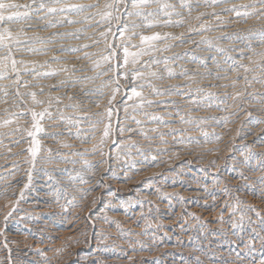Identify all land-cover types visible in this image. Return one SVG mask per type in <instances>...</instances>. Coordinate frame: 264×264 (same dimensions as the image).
Listing matches in <instances>:
<instances>
[{
    "label": "bare ground",
    "instance_id": "6f19581e",
    "mask_svg": "<svg viewBox=\"0 0 264 264\" xmlns=\"http://www.w3.org/2000/svg\"><path fill=\"white\" fill-rule=\"evenodd\" d=\"M70 2L76 3V4H84V5L92 4V3H99L102 6L105 3V0H99V2H97V0H70ZM249 3L250 2H248L246 0H226L225 3H221L218 5H211V2H210L209 6H207L209 8L206 9L205 8L206 6H205L203 9V12L208 13V16H210V21H212V23L219 24L225 18H227V20L229 19L232 21L236 17L235 13L224 11V9L231 8L234 5L240 9L241 5H248ZM256 3H259V0L253 2L252 4H256ZM258 5L255 6V9L260 10V9L264 8V5H259V6ZM199 8H200V6H199ZM95 10L94 9H86L82 13V17L89 16L90 14L94 13ZM212 12H216L219 15L220 19L217 20L215 17H213L211 15ZM43 14H44L43 12L40 13V15H43ZM194 14L196 15V12H194ZM53 17L56 20L61 19L60 16H53ZM78 17H80V16H78V15H72L71 16L72 19H77ZM80 19H82V18H80ZM80 19H79V21H80ZM261 19H263V18H261ZM33 20H34V22H36L35 20H37V19L35 16H33ZM193 21H194V19H193ZM249 21H251V20L249 19ZM32 22H30V23H32ZM205 22H207V21H203L204 24H205ZM25 23L27 24V22H25ZM42 24H44V23L42 22ZM237 24H238V22H237ZM35 25H37V24H35ZM65 25H64L65 27H61L60 29H57V30L61 31V32H65V31L69 32V31H74L77 29H84L83 33H91L92 31H98V29L95 28V24L84 23L82 25H79V24L78 25H76V24H73V25L65 24ZM90 25H92V27H90ZM206 26L209 27L208 25H206ZM220 26H222V24ZM237 26H239V25H237ZM212 27H214V26L212 25ZM232 28H234V27H232ZM243 28H244V26H243ZM46 29L45 30L40 29L38 26H31V27L26 26V28L24 30L27 32L28 36L34 35L36 33H41V32H44L45 33V34L43 33L44 35L49 34L50 32L54 33L53 30L48 31ZM175 30L174 29L168 30L164 27L163 29L161 28L160 30H157L154 28L153 30H150V31L151 32L159 31L161 33L174 34V33H176ZM198 30L200 31V29H198ZM150 31H148V32L146 31L145 34H150ZM220 32L222 33L221 30H218L217 32H215V34L220 33ZM221 33L219 35H221ZM185 35H187V33ZM35 36H37V35H35ZM211 36H214V34H212ZM195 37H196V35H195ZM185 38L187 39V37H185ZM209 38H210V35H209ZM62 39H63V37H62ZM53 40H55V39H53ZM56 40H57V38H56ZM63 40L64 41L60 40L61 43H58V44L55 43V44L59 45V46L62 44L65 48H68V47H76V46L88 43V42L84 41L85 39H82L80 41H75V40L70 41V39L67 40L65 38ZM200 40H201V38H200ZM58 41H59V39H58ZM136 42L138 43V40ZM219 44H221V43H219ZM228 44H230V43H228ZM187 45L188 44H186V46ZM45 46L50 49V51H48V53L46 55H41V54H34L33 55L32 54V57H30V56L25 57L26 55L24 56L21 53V55L17 54L18 55L17 59H23L26 62H29V67L32 66L31 62H35L36 70L39 73H43V72H47V71H53V70L59 71L60 68L65 67V66L68 68H72L73 66H75L77 71L75 72V74H72V76H73L72 81H74V80L76 81V83H74V84H76L77 87H78V85L81 86L83 83V82H81V76L86 74V73L83 70H82V72L80 71L81 68L83 67V66L81 67V65L84 62V59H77V56H82L83 53L82 52H78V53L61 52V51H59V48H56V46L54 49L52 48V46H54V44L52 46H50V45H45ZM37 47H38V45H37ZM101 47H102V45H101ZM181 47H184V46L181 45ZM203 47H205V46H203ZM99 50L100 49L93 47V48L87 49L86 51L98 52ZM202 53H204V52L202 51ZM24 54H26V53L24 52ZM28 55H30V54H28ZM53 56L58 57L59 59L53 60L52 59ZM41 61L42 62L43 61L48 62L45 67L42 66L43 70H40L42 68L41 66H40L41 68L40 67L37 68L38 64L42 63ZM172 64H173L172 62L168 63L167 67L172 68L173 67ZM85 65L86 64H84V66ZM163 67H165V66H163ZM58 74H62V73L58 72ZM217 75H218V73H217ZM237 75L232 74L231 76H228L226 78V80L232 79L233 81L226 82V83L224 82V83L227 84V86L229 84L231 87V83H233L235 81V77ZM69 76L72 78L71 75H69ZM215 76H214V78H215ZM40 77L41 76H34L31 73L25 74L24 78H23L24 80H22V79L21 80L27 81L28 87L21 86V89H24L26 91V93L36 92L37 98L40 100H43L45 102L43 105H39V106L33 105L31 97L28 95H27V101H25L26 102L25 108H27V109H24V108L22 109V105L20 107L17 105V103L15 104L13 101H11V99L13 97L9 99L8 103L0 102V122H2L5 119H9V118H12L14 121L18 119L19 126L22 129H26V128L30 127V125H31L30 115L29 116H23V117H12V113L27 112L30 108L35 107L36 111H40L43 108H49V111L52 114L51 119L45 118V120L43 121V126H44L46 134H41L38 137L41 141L42 150L37 157L38 163H36L37 166H35V167H37V171L34 174L32 172V182L31 183H33L34 186L31 189L29 188V189L25 190L24 199L21 200L20 203L16 206V211L13 213L12 217L9 218L7 229L4 231L3 235H0V258H5L8 255L7 249H5L3 247L5 239L8 242V247L12 250L13 264H194V257H196V256H198L201 259V261H203V264H223L224 261H227L228 264H232V262L236 260L235 253L237 251L240 252L241 255L244 257V264H258L259 260L264 258V246H262L260 239H259V236L257 235V234L264 235L261 233L262 230H264V226L261 225V217H264V197L257 198L256 201L254 200L255 202H253L252 200H249V199H248L249 200L248 201L246 199L247 200V202H245L246 204L241 205L242 208H245V212L249 208L255 209V212L248 211L249 214L246 217L247 219L245 221H247V220L253 221L256 224L255 225L256 231L253 232L251 230H248L249 231L248 232L247 230H245L246 228L244 227L245 224H247V223H244L245 221L243 222L242 230L240 227H236V228L232 227V223H239L240 222L239 217H240L241 206L239 207L237 205L238 210H237L236 214L234 216H230L229 213L231 212L232 206L236 205L235 204L236 202H234V203L229 202L227 198L221 197V195H219L220 198H218L217 197L218 195H215L212 193L206 194L211 189V188H209V185H211V184H208L206 179H205L206 175H205V177H202L201 179L198 178V180H196V181H191V184H189L190 180L188 178H190L191 174H190V172H188L186 167L183 165L179 167L178 171L181 174L185 175V178L181 177L182 175L179 176V175L163 174V179L161 180V183H162V181L168 182L170 179L169 184L166 185L163 183L164 185L163 186L161 185L162 188L159 190V192H156V194H154L155 196H153L152 194H149L151 186L149 184H147V182L145 180L147 179V177L150 178L149 175H151L152 173L158 172L159 170H161L162 167H160V166H162V164H166V163L172 161L173 159H175L176 157L178 158L184 154H186V156L188 157L189 160H191V159L196 160L197 156H199V155H197L198 152H196V150H191V149H190L191 151H185V152L180 153L178 150H176V148H174V149L172 148L174 150V151H172V149H170L171 144L178 143L179 145H182L183 142L186 141L187 136H191V137H195V138H200V137L202 138V136L205 135L206 131L204 133L203 130L199 131L200 130L199 129V130H192L189 133H185L184 131H183L184 133H180V131H177L178 130V128H177L178 124H175V122L180 121L181 115L179 116L178 114H176L175 109H173V107L170 104H168L167 106L161 105V104H153L152 106H150L151 108H149V109L145 108L148 111V113L153 114V115L163 116L165 121L169 122L168 124H170V125L173 124V125H171L170 128L167 127V129H165L163 127L166 125L160 124L158 122H152V121H150L148 116H145L144 113H140L138 116L135 117V119L140 120V121L141 120L143 121V119H146L145 122L143 121L142 123L148 124V125H144V126L141 125L142 126L141 129L144 128L143 130H145V129L151 130L153 128H157L158 129V132L156 131L157 134L151 140H149V141L146 140L147 142L144 140L145 143L142 144V147H140L138 149V151H136V153L139 154L138 157L136 156L132 159V161L131 160L129 161L128 164H130V166H131V168L129 170H127L125 172L124 171L123 172L112 171V172H110V174L107 173L108 175H105L104 172H106L105 168H107V167H105V163H100V161H102V157L98 153L94 154L92 152V146H93V144L97 143V140L99 137V134H98L99 129L96 132L92 131V125L95 123V121L97 119L100 118L97 115V113H99V108H97L95 104H89V105H87L88 108H84V107H86L85 106L86 104L84 105V107L82 104L84 103L83 101L86 100L84 98L85 95H83V94L77 95V93L79 92V91H77V93L75 94L76 96L75 95L73 96L70 94V92L68 93L66 91L67 92L66 93L65 91H63L64 89L59 90L60 88L57 89L56 91H54L51 89L53 87L52 86L53 85V82H52L53 79L51 81L50 80L46 81L45 79H41ZM62 77H65V75ZM66 77H68V76L66 75ZM214 78H213V80H214ZM64 79H66V78H64ZM181 79H179V80H181ZM177 80L178 79L165 80L167 82V84H163L162 81L161 82L157 81V82H153V83L159 89L166 90V89H168V87H165V86H170L169 83H171V85H178L179 80L178 81ZM203 80H204V78H203ZM208 80H209V78H208ZM237 81H239V80H237ZM237 81H235V82L237 83ZM67 82H69V81H67ZM211 82L205 83L206 86H209L207 88L209 90L212 89V86H213V83H211ZM8 83H10V81H0V85H4V84H8ZM70 83L72 84V82H70ZM139 84H140V82H139ZM139 84L136 86H137L138 90H141L139 88ZM219 85L223 86V84H219ZM94 86H96V85H94ZM97 86H98V84H97ZM56 87H57V85H56ZM187 88H188V86H187ZM41 89H43L42 94H41ZM83 89H84V86H83ZM87 89H89V88H87ZM183 89H185V88H183ZM74 90H71V92ZM142 90L144 92V96L147 99H151L153 101H174V100L179 101V100H181L180 99L181 95L172 94V95H165V96H155L151 93V90L146 88V87ZM179 91L181 92L180 88H179ZM214 91H213V94H214ZM232 92L235 93L236 91L232 90ZM22 93H23V91H22ZM128 94L130 95V89H129ZM230 94H231V92H230ZM97 96L98 95H96V97ZM57 97H59V100L56 99ZM87 97H88V95H87ZM118 98H120V97H118ZM3 99H4L3 95L0 96V101H2ZM105 100H106V98L101 99L100 97H98L96 102L103 104V102ZM192 101H194L193 98L190 96H187V98L184 101H182L183 104H181V107L192 104ZM49 102H50V107H49ZM87 103H89V102H87ZM128 103L131 104L133 102L128 101ZM119 104H122V103H119ZM70 105H71V107H70ZM145 107H147V106H145ZM179 108H180V106H179ZM122 109H123V107H122ZM129 110H130V108H129ZM180 110H182V109H180ZM208 110H210V109H208ZM261 111H262V109H261ZM187 112H189V111H187ZM169 113H171V115H169ZM205 113L207 114L208 112L205 111ZM136 114H137V112H136ZM183 114H184V112H183ZM206 114H205V116H206ZM246 114H248V113H246ZM246 114L241 113L243 118L245 116H247ZM237 116H239V114ZM61 117H63V120L61 119ZM82 117H89L90 119H82ZM125 117H126V115H125ZM182 117H184V116H182ZM193 118H194V116H193ZM246 118H248V116ZM230 119H232V118H230ZM262 119L264 120V117ZM69 120H71V123H69ZM192 120H194V119H192ZM205 120H207V119H205ZM263 120H261V121H263ZM226 122H228V121H226ZM131 123H129V126L133 125V127L131 129H133L135 131L139 129L140 126L138 127L137 124H131ZM133 123H135V122H133ZM246 123H249V121ZM156 124H158V125H156ZM254 124H256V123H254ZM185 125H187V124H185ZM204 125H206V124H204ZM17 126H18L17 123L14 122L7 127L0 128V133L11 132L15 128H17ZM194 126H196V124ZM202 127L203 126H201V128ZM249 128H251V127L249 126ZM141 129H140V131H141ZM160 129L162 131L168 130V132L167 131L162 132V131H160ZM173 129L176 130L175 133L170 134ZM184 129H186V127H184ZM252 131L254 132L255 135L260 134L261 135L260 137L262 139H264V124L262 126H260V128L252 130ZM143 132H145V131H143ZM211 132H212V130H211ZM213 132L215 133V130ZM53 133H60L61 135L53 136V135H51ZM77 133H79V136H77ZM127 133H129V132H127ZM127 133H125V134H127ZM148 133H149V131H148ZM150 133H149V135H150ZM161 133L164 134L162 138L160 135ZM223 134H226V132ZM233 134H234V131H233ZM245 135H247V134H245ZM93 136H95L97 139H92ZM207 138H209V137H207ZM138 139L140 141V138H138ZM230 139H232V137ZM15 140H20L21 143L19 145H17L14 143ZM132 140H131V138L124 136V134L122 136L120 135V137L116 140L117 145H115L113 147V152L118 153L120 148L128 146L129 145L128 143H130V145H131ZM163 141H167V143H164ZM180 141H183V142L181 143ZM208 142H209V140H208ZM212 142H213V139H212ZM65 143L71 145V147H68V148L63 147L62 145ZM261 143H263V142H261ZM118 145H119V147H118ZM29 146H30V140H29V137L27 136L26 131L16 132L15 135H13V136L0 135V191L7 190V193H8L6 197H0V228H3V217H4V215L7 214V212H9L12 208V205L9 204V201L14 202L16 200V196L14 197L13 193L19 194V192L23 188V185L26 183L25 181H27V171L30 168V164L26 163L25 161L27 159H30V154L26 151V149ZM206 146L207 147H205L203 149L206 151L205 153H207L205 156H207L209 158L211 155H214V157L217 156L216 154H214L215 152L213 151L214 146H212V145L211 146L206 145ZM261 146L262 147L259 148V151H260V149L262 151L264 150V145H261ZM202 147H204V146H202ZM9 148H11V151L8 150ZM47 149H51V153L47 152L46 151ZM124 150H125V148H124ZM124 150H123V153H124ZM127 150H125V151L128 153ZM170 151L172 153H170ZM109 152H111V151H109ZM224 152H225V150H224ZM75 153H79V155H75ZM141 153H143V155H141ZM119 154H121V153H119ZM112 156H115V154L114 155L112 154ZM126 156H128V155L126 154ZM126 156H122V157L125 158ZM237 156H239V155H237ZM49 157H50V160L48 159ZM152 157H155L156 159L153 160ZM114 158H111V159H114ZM119 160H120V158H119ZM121 160H123V159H121ZM197 160H199V159H197ZM246 160H247V158H246ZM65 161H68V162H65ZM71 161H75V163H72ZM85 161H87V163H85ZM117 161H118V159H117ZM201 161H200V163H201ZM219 161H217V162H219ZM197 162L199 163V161H197ZM235 162L237 163L236 160H235ZM121 163L123 164L122 161H121ZM186 163H187V161H186ZM88 165H93L94 167L89 168ZM116 165H117V162H116ZM113 167H115V166H113ZM49 168L52 169V172L56 171V173L64 174L65 177H63V181L68 180V181L72 182L73 184L76 183V186H74V189H72L71 191L69 190L67 193H68L69 198H71L73 196L76 198L75 202L78 205L77 207H71V206H68L67 208L62 207V205L66 204L65 199L61 198L59 200V202H57L55 196L53 195V193L57 192V191L56 190H53V191L48 190L47 185H48V182L50 180L48 178V175L44 172L47 170H50ZM117 168H119V167H117ZM65 169L67 171H65ZM124 169H125V167H124ZM199 173H201V172H199ZM238 173H240V172H238ZM155 174H157V173H155ZM171 174H172V172H171ZM174 174H176V172ZM202 174H207V173H202ZM78 176H84V178L87 179L89 181V183L88 184H82V183H80L79 179H73V177H78ZM153 176H154V174H153ZM51 177H52V174H51ZM56 178L57 177L55 176V179ZM61 179H62V177H61ZM58 180H60V179H58ZM101 181H102V184H101L102 186L99 187L97 190L95 186H96L97 182H101ZM150 181H152V179ZM187 181L189 182L188 187H187V191H185V192L183 191L184 193L181 194V192H182L181 191V185L182 186L185 185L184 182L186 183ZM56 182H57V180H56ZM250 182H249V184H250ZM210 183H212V182H210ZM238 183H243V180L233 181V184L237 185ZM220 184L222 185V183H220ZM230 184H232V183H230ZM135 185L136 186L140 185L142 188H140V190L139 189L135 190V188H134ZM186 185H187V183H186ZM221 185L218 187H221ZM244 185H246V183ZM152 186H154V184ZM212 186L214 187V185H212ZM65 187H66V185H65ZM225 187H226V185H225ZM251 187H252V185H251ZM87 188H95L97 190L95 192L96 193L95 195H98V196L94 197V191H92L88 194L86 199L81 200L80 199L81 190L87 189ZM104 188L106 191L104 190ZM215 188H217V187H215ZM205 189H207V191H205ZM63 190H65V189L63 188ZM179 193L181 194V196H179ZM161 194H167L168 198L161 199ZM92 196L94 197V199L99 198L101 204L98 200L97 203L95 204V206H93V203H90ZM139 197H144V198L146 197L147 203L149 201H151L150 204L155 206L154 210H155L156 206H158L159 208L158 207L157 208L160 209L161 218L156 219V220L155 219L152 220L147 215L146 216L148 218H146V216H144V213L142 211L141 206H139L140 204L138 203V200H137V198H139ZM178 197H179V199H178ZM180 197H183V202H181ZM142 201H144V199ZM241 201L242 200H240V203H241ZM178 203L179 204H185L186 206H189L191 208L189 211V214L190 213L194 214L195 217H198V219L193 218L192 215L183 214V211H180V210L175 212V208L177 209ZM150 204L148 203V205H150ZM106 205L108 206L107 208L105 207ZM122 205L127 206L126 211ZM226 205H227V207H226ZM105 208H106V210H105ZM102 209H103V211H101ZM110 209H115V210H110ZM182 209H183V207H182ZM144 210H146V209H144ZM256 212L260 213V217H257ZM156 213L157 212H155V214ZM104 215H107L111 221L118 222L119 223V229L116 227L115 224L105 223L104 220L101 218ZM221 215H223V222H220V216ZM248 226H246V227H248ZM85 232L87 233V236H89V237L91 236V240L88 239L89 237L88 238L85 237ZM102 236H107L108 239L101 242ZM85 238H87V239H85ZM250 239H252L253 244H254V248H255V250L251 251V252L244 247V244L248 243ZM75 241H79V243H76ZM57 249H61L62 251L57 253L55 251ZM195 249H200V250H195ZM45 257H47L48 259L46 260ZM5 264H7L6 261H5ZM237 264H238V262H237Z\"/></svg>",
    "mask_w": 264,
    "mask_h": 264
},
{
    "label": "rangeland",
    "instance_id": "374dc122",
    "mask_svg": "<svg viewBox=\"0 0 264 264\" xmlns=\"http://www.w3.org/2000/svg\"><path fill=\"white\" fill-rule=\"evenodd\" d=\"M22 1V2H21ZM196 3H195V2ZM248 2H250L248 5H252L254 7H250L248 9H244V8H240L239 10L240 11H256L258 14L257 15H251V16H248L247 18L245 17H235V19H233L232 21L231 20H227V18H225L223 21H221L219 24L217 23H212V21H210V16L208 15H205L202 20L203 21H207L205 22V24L203 23L202 20H195L194 18L199 14V12L201 13V11L203 12V9L204 7L206 9H208L209 7V4H210V0H209V3L206 4L205 3V0H185V3L187 2L188 4L191 5L192 7V12H191V17H189L188 15V10L187 8H181L180 7V0H168V2L170 3H173L176 5V10L181 12V16H173L172 19L175 21V20H180V19H183L185 20V23L183 24V26H180V27H176V26H172L171 28L170 27H165L166 29L168 30H175L176 33L172 34L173 36H176V37H181V34H183V36L181 37V39H183L184 41H189V40H195L197 41L198 43H181V40L180 39H176V40H169L168 43L173 45L168 51L166 52H162V53H156V57L158 59H161L163 60L164 57H168L169 58V62L168 63H173V69L170 68L174 73H176L175 76L169 78L168 77V74H167V71L165 69V67H163V63H161L158 68L156 69L159 74L164 77L163 79H153L152 82H161L163 84H167V82L165 80H168V79H181L179 80V84L181 87V92L185 93V95H181V100L177 101V100H174L176 102V106L174 107L173 105H171L173 107V109H175V113L177 114V106L179 108V116L182 117L184 116L183 118L185 119V121L187 122H181V119L180 121H176L175 124H178L177 125V128L178 130L177 131H180V133H189L191 132L192 130H199V131H202L205 133V135L202 136V138H195V137H191V136H187V139L186 141L183 142L182 145H179L178 143H174V144H171V148L170 149H174L176 148V150H178L180 153L181 152H185V151H191V150H196L197 155V158L196 160L194 159H191L189 160L188 157L186 156V154L184 155H181L180 157H176L175 159H173L172 161L166 163V164H162V169L159 170L158 172H154L152 173L150 176V178L147 177V179L145 180L147 182V184H149L151 187H150V191H149V194H152L153 196H155L154 194H156L157 192V189H161L162 186L164 184H169V181L166 182V181H162L161 183V180L163 179V174H169V175H179L181 177H184L185 178V175L181 174L178 170H179V167L180 166H185L186 169L188 170V172H190V178H188L190 180V183L187 181V185L186 183L184 182L185 185H181V194L184 193L185 191H187V187H188V183L191 184V181H196L199 179H201L202 177H205L206 181L208 184H211L209 185V188H211L209 190L208 193L206 194H209V193H212V194H215V195H218L217 197L220 198L219 195H221V197H224V198H227L229 202H236L235 204L238 205L239 207L242 205V204H246L245 202H247V200H252L253 202H255L257 200V198H260V197H264V150L262 151L260 149L259 151V148L262 147L261 145H264V139H262L259 135H255L254 132L252 130H255V129H258L260 128V126H262L264 124V120L262 119L264 117V69L260 68V67H256L254 65H250L249 62H248V55H251V51L246 47V45L248 43H251L252 45V49L255 50V51H261V50H264V48L262 49V45H261V42H260V36H259V33L260 32H264V16H260L259 15V10L255 9V6L256 5H261L260 3H256V4H252L253 2L255 1H258V0H246ZM18 2L20 3H25V2H30V0H18ZM45 2H49V0H45ZM97 2H99V0H97ZM192 2V3H191ZM252 2V3H251ZM40 3V0H37V4ZM199 3V4H198ZM258 5V6H259ZM200 6V8H199ZM194 9V10H193ZM201 9V10H200ZM253 9V10H252ZM95 10V9H94ZM96 11V10H95ZM94 11V12H95ZM194 12H196V15L194 14ZM204 13V12H203ZM80 17H78L76 20H79L80 18H84L83 20L80 19V23H78L79 25H82L84 23H88V24H96V21L99 20V17H96L95 19H85V17H82V13H80V15H78ZM91 16V14L89 15ZM195 16V17H194ZM253 16V17H252ZM194 17V18H193ZM263 18V19H261ZM50 20H56L53 16H50L49 17ZM194 19V21H193ZM241 19V20H240ZM249 19L251 21H249ZM191 20V21H190ZM243 20V21H242ZM33 21V22H32ZM36 22H34L33 19L29 20V21H21L19 23H13L11 24V28L14 32H16L17 30L20 29L21 26L24 27V29L26 28V26L28 25H31V26H38L40 29H43L45 30L46 28H44V24H42V21H38V20H35ZM92 21V22H91ZM94 21V22H93ZM249 21V22H248ZM27 22V24L25 23ZM32 22V23H30ZM209 22V23H208ZM212 24H211V23ZM238 22V24H237ZM263 22V23H262ZM45 23V22H43ZM194 23V24H193ZM231 23V24H230ZM235 23V24H234ZM257 23V24H256ZM37 24V25H35ZM66 24V23H65ZM64 24V25H65ZM76 24V25H78ZM200 24V25H199ZM201 24L203 25H208L209 27L206 26V28H208V32L207 31H202V30H198L200 29L199 26H201ZM222 24V26H220ZM228 24V25H227ZM234 24V25H233ZM242 26H241V25ZM252 24V25H251ZM61 26V27H65V26ZM199 25V26H198ZM212 25L214 27H212ZM232 25V26H231ZM239 25V26H237ZM185 26V27H184ZM230 26V27H229ZM237 26V27H236ZM244 26V28H243ZM246 26V27H245ZM254 26V27H253ZM61 27H56V28H47L46 30L48 31H51L53 30L54 33H63L61 31H58L57 29H60ZM174 27V28H173ZM189 27H192L193 29H195V31H193V33L189 32ZM222 29H221V28ZM234 27V28H232ZM251 27V28H250ZM164 27H162L163 29ZM178 28V29H177ZM230 28V29H229ZM255 28V29H254ZM157 30H160L159 28H155ZM183 29V30H182ZM186 29V30H185ZM197 29V30H196ZM215 29V30H214ZM147 32L149 30L145 29ZM144 30V31H145ZM153 30V29H151ZM218 30H221L222 33L221 35H219L220 33H216ZM75 31V30H74ZM145 31V32H146ZM178 31V32H177ZM237 31V32H236ZM66 32V31H65ZM69 32H73V31H69ZM98 32V31H97ZM180 32V33H179ZM207 32V33H206ZM212 32V33H211ZM44 32H41V33H36L34 35H37L39 38L41 39H45L47 40L48 38H51V39H55V43H61V41H64L63 39H67L70 41H80L82 39H85L84 37H87L89 35H91L93 33V31L91 33H79L81 35V39L77 40V39H72V38H69L68 37H59V36H55L53 35L54 33L50 32L49 34H46L44 35L43 34ZM52 33V34H51ZM187 33V35H185ZM200 33V34H199ZM205 33V34H204ZM40 36H39V35ZM43 34V35H42ZM84 34V35H83ZM212 34H214V36H211ZM34 35H31V36H34ZM86 35V36H85ZM196 35V37H195ZM200 37H199V36ZM209 35H210V38H209ZM247 35V36H246ZM30 36V35H29ZM84 36V37H83ZM205 37L209 40H211L212 42V45L209 46L208 44H203V43H199L200 41V38L202 37ZM224 36H231L233 37L232 39H220L219 37H224ZM254 36V37H253ZM187 37V39L185 38ZM236 37H239V39H237ZM245 37H250V39H244ZM57 38V40H56ZM194 38V39H193ZM59 39V41H58ZM72 39V40H71ZM61 40V41H60ZM85 39L84 41L85 42H88L90 43L91 41ZM224 40V41H223ZM251 40V41H250ZM259 40V41H258ZM58 41V42H57ZM228 41V42H227ZM172 42V43H171ZM221 44H219V43ZM54 43V46H52L53 44H51L50 46H52V48L54 49L55 46L56 48H60L59 45H56ZM230 43V44H228ZM186 44H188L186 46ZM184 46V47H181ZM198 45V46H197ZM222 45V46H221ZM236 45V46H235ZM37 46V45H36ZM40 45H38L39 47ZM162 46V45H161ZM178 46V47H177ZM205 46V47H203ZM202 47V48H201ZM210 47V48H209ZM218 48H224L225 51L224 52H218L216 49ZM178 48V49H177ZM184 48V49H183ZM201 48V49H200ZM209 48V49H208ZM183 51H182V50ZM195 49V50H194ZM232 49V50H231ZM261 49V50H260ZM193 50V51H192ZM201 50V51H200ZM205 50V51H204ZM247 50V51H246ZM192 51V52H191ZM195 51V52H194ZM197 51V52H196ZM202 51L204 53H202ZM207 51V52H206ZM211 53H210V52ZM201 52V53H200ZM243 52L244 53V59H241L240 57V53ZM26 54L22 53V55H26L25 57H32V54L30 53H27L25 52ZM208 53V54H207ZM233 53V54H232ZM247 53V54H246ZM18 55H21V53H17ZM16 54V55H17ZM30 54V55H28ZM190 54V55H189ZM199 54V55H198ZM232 54V55H231ZM17 55V57H18ZM34 55V54H33ZM233 57L237 62L238 64H243V65H247L251 68H253L254 70L253 71H250L248 73H245L244 72V69L243 68H240L238 67V65H233L232 61L231 60H228L227 57ZM246 56V57H245ZM188 57V58H187ZM239 58V59H238ZM145 60L148 59V57H145L144 58ZM175 59V60H174ZM194 59V60H193ZM174 60V61H173ZM220 60V61H219ZM242 60V61H241ZM189 61V62H188ZM201 61H203V63H201ZM245 61V62H244ZM247 61V62H246ZM42 62V61H41ZM86 62V63H85ZM244 62V63H243ZM45 61H43L42 63H39L38 64V67L39 68L40 66L42 67H45L47 64H44ZM188 63V64H187ZM42 64V65H41ZM84 64H86L84 66ZM177 65V66H176ZM84 68H83V67ZM90 66V67H89ZM176 66V67H175ZM198 66V67H197ZM225 66V67H224ZM40 67V68H41ZM43 67L40 69V70H43ZM81 69L86 73L84 75H82L81 77L83 76H94L95 73L92 71V68H91V63L89 62V60H84V62L82 63L81 65ZM178 67V68H177ZM181 67V68H180ZM223 67V68H222ZM91 70H90V69ZM192 68V69H191ZM199 68V69H198ZM216 70H215V69ZM162 69V70H161ZM190 69V70H189ZM201 69V70H200ZM258 69V70H257ZM69 70H71V68H69ZM194 70V71H193ZM216 71V72H215ZM62 73V74H57V76H50V77H45L41 75V79H45L46 81L48 80H52L53 82V87L51 88L52 90L56 91L57 89L59 90H63V91H67L68 93L70 92L71 95H75L77 93V91H79L77 93V95H85L84 98L86 100H84L83 102V107L84 105L86 107L84 108H88L87 105L89 104H95L94 101L96 102V100L98 99L99 96L96 97V95H92L90 92H88V90L91 88L95 89V88H98L101 86V80L99 79H94V80H83L81 79V82L82 85H77L74 84L76 83V81H72L73 79V76L71 74V72L69 73H63L61 71H58L57 70V73ZM82 72V71H81ZM186 73V75H180L181 73ZM232 72V73H231ZM240 72V73H239ZM89 73V74H88ZM216 75H214V74ZM218 73V75H217ZM221 73V74H220ZM227 73V74H226ZM235 73V74H234ZM88 74V75H87ZM92 74V75H91ZM237 75L235 77V81H237V83H235V87H233V83H231V87L230 85L228 84H225L226 82H230V81H233L232 79H228L226 80V78L228 76H231V75ZM25 75V74H24ZM24 75H22L23 77L21 78L22 80H24ZM65 75V77H62V76ZM66 75L68 77H66ZM71 75L72 78L69 76ZM167 75V76H166ZM191 75V76H190ZM208 75V76H207ZM215 78H214V76ZM248 75V76H247ZM250 75V76H249ZM255 75V76H254ZM205 76V77H204ZM213 76V77H212ZM217 76H221L220 79H217L216 77ZM225 76V77H224ZM240 76V77H239ZM247 76V81H245L242 77H245ZM262 76V77H261ZM54 77V78H53ZM61 77V78H60ZM239 77V79H238ZM47 78V79H46ZM66 78V79H63ZM184 78V79H183ZM204 78V80H203ZM209 78V80H208ZM211 78V79H210ZM214 78V80H213ZM40 79V80H41ZM56 79V80H55ZM62 79V80H61ZM68 79V80H67ZM70 79V80H69ZM104 79H107V77H105ZM225 79V80H224ZM55 80V81H54ZM177 80V81H178ZM190 80V81H189ZM197 80V81H196ZM201 80V81H200ZM61 81H64L65 84H61ZM69 81V82H67ZM87 81V82H86ZM212 81V82H211ZM220 81V82H219ZM72 82V84L70 83ZM74 82V83H73ZM213 83V86H212V89H207L209 86H206L205 83ZM216 84H215V83ZM219 82V83H218ZM222 82V83H221ZM225 82V83H224ZM57 83V84H56ZM69 85H68V84ZM88 83V84H87ZM121 83V86H122V92L120 95L117 96L120 97L116 100V109H117V113L114 114L113 116V128L115 129V132H114V136L112 137L113 139L115 138L116 140L120 137V135L122 136L124 134V136H127L129 138H131L132 140V144H137L136 147H130V143H128L129 145L126 146V147H122L120 148L119 152L118 153H114L113 152V147L115 145H117V143L113 144L111 141V139L109 140L106 148L104 149V151L107 153V155L105 156H101L102 157V160L103 161H106L105 163V170L106 172H104L105 175H108L110 174V172L112 171H115V172H125L127 170H129L131 168L129 161L134 158V157H138L139 154L136 153V151H138V149L140 147H142V144H144V140L146 141H149L151 140L156 134L157 132H152L151 130H143L144 128L141 129V125H148L146 123H142L143 121L145 122L146 119H143V121L141 120V124L137 125L139 127L138 130H134V131H127L126 129H129V128H132L133 125L129 126V123L131 124H136V123H133L135 122V120L137 119H133V117H136L138 116L140 113H148V111L146 109H149L151 108L150 106L148 107H144L143 109L139 110V111H134L133 108L129 107L128 108V111L127 113L124 111V106L122 104H119L121 103V97L123 96V92L124 90H129L131 85L128 84L127 82H125L123 79H121L120 81ZM141 83V82H140ZM178 83V82H177ZM176 83V84H177ZM60 84V85H59ZM71 84V85H70ZM98 84V86H97ZM139 84V81L136 82V85ZM170 86H173L171 85V83H169ZM183 84V85H182ZM219 84H223V86L219 85ZM225 84V85H224ZM238 84V85H237ZM57 85V87H56ZM87 85V86H86ZM96 85V86H94ZM262 85V86H261ZM71 86V87H70ZM83 86H84V89H83ZM89 86V87H88ZM94 86V87H93ZM170 86H165V87H170ZM188 86V88H187ZM218 86V87H217ZM242 86V87H241ZM244 86V87H243ZM56 87V88H55ZM68 87V88H67ZM81 87V88H80ZM220 87V88H219ZM54 88V89H53ZM62 88V89H61ZM80 88V89H79ZM86 88V89H85ZM89 88V89H87ZM185 88V89H183ZM244 88V89H243ZM75 89V90H74ZM79 89V90H78ZM223 89V90H222ZM235 90L236 92H232V90ZM260 89V90H259ZM20 92H21V97H15L14 96V92H15V89L14 88H9L8 91H9V96H8V101L10 98L11 101H13L15 104L17 103L18 106L21 107L22 105V109H27L25 108L26 107V102L27 101V93L24 89H21L20 87ZM71 90H74L71 92ZM208 90V91H207ZM215 90V91H214ZM230 90V91H229ZM241 90V91H240ZM23 91V93H22ZM88 92L89 94L88 97L87 95L85 94L86 92ZM104 91L108 92L109 90L108 89H104ZM213 91H214V94H213ZM66 92V93H67ZM81 92V93H80ZM106 92V93H107ZM218 92V93H217ZM231 92V94H230ZM239 92L241 93V95L239 96V98L235 97L236 96V93ZM251 92V93H250ZM0 96L3 95L2 92H0ZM249 93V94H248ZM255 93V94H254ZM210 94V95H209ZM223 94V95H222ZM229 94V95H228ZM235 94V95H234ZM260 94V95H259ZM91 95V96H90ZM247 95V96H246ZM249 95V96H248ZM23 96V97H22ZM76 96V95H75ZM90 96V97H89ZM187 96H190L193 98L194 101H192V104H189L187 106H184V107H181V104H183L182 101H184ZM218 97V98H217ZM22 98V99H21ZM211 99V100H210ZM231 99V100H230ZM243 100V101H242ZM21 102V103H20ZM89 102V103H87ZM105 102V103H104ZM103 102V104H101L102 106L99 108V112L102 111V109L105 107V104L107 103V101L105 100ZM180 104H179V103ZM208 102V103H207ZM227 102V103H226ZM245 102V103H244ZM255 102V103H254ZM259 102V103H258ZM204 103V104H203ZM218 103V104H217ZM248 103V104H247ZM20 104V105H19ZM195 104V105H194ZM96 105V104H95ZM228 105V106H227ZM119 106V107H118ZM189 106V107H188ZM205 106V107H204ZM207 106V107H206ZM123 107V109H122ZM187 107V108H186ZM90 108V107H89ZM102 108V109H101ZM146 108V109H145ZM186 110H185V109ZM190 108V109H189ZM198 108V109H197ZM228 108V109H227ZM262 111H261V109ZM180 109H184L183 111L180 110ZM204 109V110H203ZM207 109V110H206ZM210 109V110H208ZM213 109V110H212ZM222 109V110H221ZM237 109V110H236ZM240 109V110H239ZM243 109V110H242ZM132 110V111H131ZM192 110V111H191ZM216 110V111H215ZM225 110V111H224ZM231 110V111H230ZM122 111V112H121ZM134 111V112H133ZM143 111V112H142ZM181 111V112H180ZM189 111V112H187ZM194 111V112H193ZM198 111V112H197ZM205 111H207L208 113L206 114ZM228 111V112H227ZM129 112V113H128ZM137 112V114H136ZM184 112V114H183ZM193 112V113H192ZM220 112V113H219ZM190 113V114H189ZM232 113V114H231ZM241 113H248L246 114L248 116V118H246L247 116H245L244 118L242 117ZM261 113V114H260ZM128 114V115H127ZM136 114V115H135ZM193 114V115H192ZM199 114V115H198ZM202 114V115H201ZM206 114V116H205ZM219 114V115H218ZM223 114V115H222ZM239 114V116L237 115ZM126 115V117H125ZM131 115V116H130ZM133 115V116H132ZM135 115V116H134ZM196 115V116H195ZM199 117H198V116ZM201 115V116H200ZM204 115V116H203ZM236 115V116H235ZM187 116V117H186ZM194 116V118H193ZM225 116V117H224ZM235 116V117H234ZM241 116V117H240ZM129 117V118H128ZM219 117V118H218ZM125 118V119H124ZM128 118V119H127ZM133 120H132V119ZM203 118V119H202ZM232 118V119H230ZM236 118V119H235ZM117 119L119 120V123H117ZM194 119V120H192ZM207 119V120H205ZM230 119V120H229ZM127 120V121H126ZM189 120V121H188ZM241 122H240V121ZM263 120V121H261ZM86 121V120H85ZM130 121V122H129ZM140 121V120H139ZM199 121V122H198ZM208 121V122H207ZM228 121V122H226ZM237 121V122H236ZM249 123H246L248 122ZM194 122V123H193ZM206 124V125H204ZM210 122V123H209ZM215 122V123H214ZM218 122V123H217ZM220 122V123H219ZM232 122V123H231ZM245 122V123H244ZM253 122V123H252ZM260 122V123H259ZM128 123V124H127ZM183 123V124H182ZM213 123V124H212ZM252 123V124H251ZM256 123V124H254ZM187 124V125H185ZM196 124V126H194ZM239 126H238V125ZM158 125V124H156ZM169 125V126H168ZM166 126H164L163 128L167 129L171 127V125L173 124H168ZM180 125V126H179ZM203 126L201 128V126ZM219 125V126H218ZM230 125V126H229ZM235 125V126H234ZM254 125V126H253ZM258 125V126H257ZM125 128V131L123 133H121L119 131V128L121 127ZM194 126V127H193ZM229 126V127H228ZM249 126L251 128H249ZM102 127V126H101ZM182 127V128H181ZM184 127H186V129H184ZM196 127V128H195ZM207 127V128H206ZM210 127V128H209ZM220 127V128H219ZM257 127V128H256ZM181 128V129H180ZM232 128V129H231ZM145 131L144 133L147 134V138L145 137V135H142L141 134V131ZM157 129V128H156ZM226 131H225V130ZM231 129V130H230ZM238 129V130H237ZM248 131H247V130ZM212 130V132H211ZM215 130V133L213 132ZM222 130V131H221ZM234 131V134H233V131ZM150 135H149V133ZM160 131H162L160 129ZM163 131H167L168 130H163ZM162 131V132H163ZM182 131V132H181ZM184 131V132H183ZM226 134H223L225 133ZM230 131V132H229ZM117 132V133H116ZM120 132V133H119ZM129 132V133H127ZM209 132V133H208ZM220 132V133H219ZM222 132V133H221ZM232 132V133H231ZM245 132V133H244ZM248 132V133H247ZM86 133V132H85ZM127 133V134H125ZM133 133V134H132ZM153 133V134H152ZM219 133V134H218ZM252 133V134H251ZM99 136H100V130H99ZM139 134V135H138ZM142 136H141V135ZM228 134V135H227ZM247 134V135H245ZM254 134V135H253ZM133 135V136H132ZM137 135V136H136ZM208 135V136H207ZM224 135V136H223ZM230 135V136H229ZM253 137H252V136ZM139 136V137H138ZM219 138H218V137ZM236 138H235V137ZM259 138H258V137ZM209 137V138H207ZM232 137V139L230 138ZM247 137V138H246ZM99 138V137H98ZM140 138V141L139 139ZM149 138V139H148ZM194 138V139H193ZM207 138V139H206ZM215 138V139H214ZM227 138V139H226ZM235 138V139H234ZM245 138V139H244ZM254 138V139H253ZM258 138V139H257ZM114 139V140H115ZM212 139H213V142H212ZM240 139V140H239ZM30 140V138H29ZM115 140V141H116ZM137 140V141H136ZM205 142H204V141ZM209 140V142H208ZM227 140V141H226ZM234 142H233V141ZM262 140V141H261ZM146 141V142H147ZM197 143H196V142ZM220 141V142H219ZM222 141V142H221ZM255 141V142H254ZM258 143H257V142ZM137 142V143H136ZM186 142V143H185ZM195 142V143H194ZM230 142V143H229ZM248 142V143H247ZM260 142V143H259ZM263 142V143H261ZM140 143V144H139ZM189 143V144H188ZM208 143V144H207ZM220 143V144H219ZM229 143V144H228ZM110 144V145H109ZM199 144V145H198ZM201 144V145H200ZM212 145L214 146L213 148V151L215 152L214 154H216L217 156L214 157V155H211L210 158L205 156L207 153H205L206 151L203 150L205 147H207L206 145ZM223 144V145H222ZM228 144V145H227ZM139 145V146H138ZM185 146V147H184ZM196 146V147H195ZM198 146V147H197ZM204 146V147H202ZM221 146V147H220ZM230 146V147H229ZM250 146V147H249ZM256 146V147H255ZM109 147V148H108ZM127 150L128 153L124 150ZM257 148V149H256ZM130 149V150H129ZM172 149V151H174ZM191 149V150H190ZM201 149V150H200ZM248 149V150H247ZM123 150H124V153H123ZM182 150V151H181ZM199 150V151H198ZM223 150V151H222ZM225 150V152H224ZM111 151V152H109ZM220 153H219V152ZM262 151V152H261ZM113 152V153H112ZM126 152V153H125ZM115 156H112V154ZM121 153V154H119ZM170 153H172L170 151ZM203 153V154H202ZM257 153V154H256ZM261 153V154H260ZM126 154L128 156H126ZM239 156H237V155ZM121 155V156H120ZM260 155V156H259ZM122 156H126L125 158H123ZM105 157V158H104ZM115 157V158H114ZM122 157V158H121ZM206 157V158H205ZM111 158H114V159H111ZM118 161H117V159ZM120 158V160H119ZM208 158V159H207ZM218 158V159H217ZM241 158V159H240ZM247 158V160H246ZM123 159V160H121ZM199 159V160H197ZM232 159V160H231ZM112 160V161H111ZM117 162V165H116V162ZM203 162H202V161ZM212 160V161H211ZM219 162H217V161ZM235 160L237 161V163L235 162ZM241 160V161H240ZM120 161V162H119ZM121 161L123 162V164L121 163ZM187 161V163H186ZM199 161V163L197 162ZM201 161V163H200ZM214 161V163H212ZM234 163H233V162ZM250 161V162H249ZM231 162V163H230ZM38 163V161L36 162ZM110 163V164H109ZM121 163V164H120ZM230 163V164H229ZM112 164V165H111ZM188 164V165H187ZM202 164V165H201ZM107 165V166H106ZM122 165V166H121ZM125 165V166H124ZM37 166V164H36ZM115 166V167H113ZM119 168H117V167ZM177 166V167H176ZM31 167V165H30ZM125 167V169H124ZM176 167V168H175ZM36 169L33 170V174L36 173L37 171V167H35ZM168 168V169H167ZM228 168V169H227ZM50 170H47L45 171L44 173H46L48 175V178L49 176H51L52 174V179L48 182V190L50 191H53V190H56V191H63V192H68L69 190L71 191L72 189H74V186H76V183H72L70 181H63V177H65L64 174H61V173H56V171H53L52 172V169L49 168ZM109 169V170H108ZM114 169V170H113ZM124 169V170H123ZM223 169V170H222ZM226 169V170H225ZM117 170V171H116ZM235 170V171H234ZM35 171V172H34ZM49 171V172H48ZM169 171V172H168ZM234 171V172H233ZM172 172V174H171ZM176 172V174H174ZM198 172V173H197ZM201 172V173H199ZM240 172V173H238ZM108 173V174H107ZM157 173V174H155ZM178 173V174H177ZM202 173H207V174H202ZM50 174V175H49ZM58 174V175H57ZM154 174V176H153ZM239 174V175H238ZM64 175V176H63ZM237 175V176H236ZM255 175V176H254ZM55 176L57 177L55 179ZM208 176V177H207ZM62 177V179H61ZM197 177V178H196ZM192 178V179H191ZM209 178V179H208ZM244 178V179H243ZM248 180H247V179ZM251 178V179H250ZM55 179V180H54ZM60 179V180H58ZM152 179V181H150ZM235 179V180H234ZM53 180V181H52ZM57 180V182H56ZM156 180V181H155ZM209 180V181H208ZM225 180V181H224ZM240 181V180H243V183H238L237 185L236 184H233V181ZM257 180V181H256ZM60 183H59V182ZM62 181V182H61ZM214 181V182H213ZM228 183H227V182ZM245 181V182H244ZM251 181V182H250ZM256 181V182H255ZM260 181V182H259ZM27 183V181H25ZM66 182V183H65ZM152 182V183H151ZM166 182V183H165ZM212 182V183H210ZM250 182V184H249ZM53 183V184H52ZM63 183V184H62ZM65 183V184H64ZM102 184V181L100 182ZM164 183V184H163ZM216 183V184H215ZM222 183V185L220 184ZM232 183V184H230ZM246 183V185H244ZM253 183V184H252ZM261 183V184H260ZM52 186H51V185ZM154 184V186H152ZM221 187H218L220 186ZM249 184V185H248ZM59 185V186H58ZM62 185V186H61ZM66 185V187H65ZM162 185V186H161ZM214 185V187L212 186ZM216 185V186H215ZM226 185V187H225ZM241 185V186H240ZM252 185V187H251ZM261 185V186H260ZM31 186V187H30ZM29 186V188L31 189L34 184L31 183ZM50 186V187H49ZM61 186V187H60ZM246 186V187H245ZM255 186V187H254ZM60 187V188H59ZM65 190H63V188ZM70 187V188H69ZM158 187V188H157ZM166 187V186H165ZM217 187V188H215ZM223 187V188H222ZM259 187V188H258ZM263 187V188H262ZM58 188V189H57ZM62 188V189H61ZM135 190H140V188H142L140 185L136 186L135 185ZM184 188V189H183ZM248 188V189H247ZM98 190V188H96ZM94 190V197H97L98 195H95L96 191L97 190ZM153 189V190H152ZM183 189V190H182ZM247 189V190H246ZM257 189V190H256ZM259 189V190H258ZM262 189V190H261ZM105 190V188H104ZM213 190V191H212ZM251 190V191H250ZM106 191V190H105ZM184 191V192H183ZM227 191V192H226ZM261 191V192H260ZM249 192V193H248ZM20 193V192H19ZM252 193V194H251ZM257 193V194H256ZM18 194V193H17ZM15 195L16 196V199L18 197V195ZM68 194V193H67ZM181 194L179 193V196H181ZM257 195V196H256ZM260 195V196H259ZM14 196V197H15ZM117 196V195H116ZM238 196V197H237ZM94 197L92 196L91 197V202L93 201ZM144 201H142L143 199ZM256 198V199H255ZM179 199V197H178ZM247 199V200H246ZM99 200V198L97 199V201ZM138 202H144L143 203V206L141 207L142 208V211L144 213V216H148L149 218H151L152 220H156V219H159L161 218L160 216V209H158L159 207L156 206L155 210H154V207L153 205H148V203L146 202V197H139L137 198ZM239 200V201H238ZM240 200L241 203H240ZM245 200V201H244ZM248 200V201H249ZM255 200V201H254ZM100 202V200H99ZM101 204V202H100ZM140 204V203H139ZM141 206V205H139ZM149 209H147L146 207ZM144 207V208H143ZM151 207V208H150ZM158 207V208H157ZM183 207V209H182ZM146 209V210H144ZM190 207L189 206H186L185 204H179L178 203V206H177V209L175 208V212L177 211H183V214H189V211H190ZM245 210V208H242L241 206V210ZM106 210V208H105ZM145 211V212H144ZM147 212V213H146ZM155 212H157L155 214ZM185 212V213H184ZM159 214V215H158ZM248 211L246 210L245 212V215L246 217L248 216ZM154 215V216H153ZM146 216V218H148ZM152 216V217H151ZM247 219V218H246ZM245 219V220H246ZM244 223H247L245 224V230H251L252 231V228H255L256 229V224L251 221V223H249V220L245 221ZM249 223V224H248ZM249 225V226H248ZM248 226V227H246ZM255 226V227H254ZM251 227V228H250ZM87 232V231H86ZM85 232V237H89L87 236V233ZM249 232V231H248ZM262 234H264V230H262L261 232ZM85 238V239H87ZM91 240V236L88 238Z\"/></svg>",
    "mask_w": 264,
    "mask_h": 264
},
{
    "label": "snow or ice",
    "instance_id": "6c2138e0",
    "mask_svg": "<svg viewBox=\"0 0 264 264\" xmlns=\"http://www.w3.org/2000/svg\"><path fill=\"white\" fill-rule=\"evenodd\" d=\"M211 5H218L221 3H225L226 0H210ZM205 3L208 4L209 0H205ZM261 5H264V0H259ZM180 7L187 8L188 15L191 17L192 7L190 4L185 3V0H180ZM241 8L248 9L250 7H254L252 5H241ZM86 9H96L91 16H86L85 19H95L99 17V20L96 21L95 28L97 31H93V33L85 39L91 41V43H85L76 47H68L65 48L62 44L59 48L61 52H71L78 53L82 52V56H77V59L89 60L91 63L92 71L95 73L94 76H83L81 79L83 80H101V86L95 89H89L92 95H98L101 99L106 98V105L103 110L97 115L100 117L95 121L92 125V131L96 132L98 129L100 130V136L97 140V143L93 144L92 152L94 154H99L100 156H105L107 153L104 151L109 140H112V143L115 144L116 141L112 139L115 129L113 128V116L117 113L116 109V100L117 96L122 92L121 79H123L128 84L132 85L130 87V95L128 94L129 90H124L123 96L121 98V103L124 105V111L127 113L128 108L131 107L134 111H139L147 106H152L153 104H161L167 106L171 104L176 106L175 101H153L151 99H147L144 96V92L142 89L145 87L151 90V93L155 96H165V95H185V93L180 92V85L170 86L166 90L159 89L152 81L153 79H163L159 72L156 70L158 66L163 63L165 69L167 71L168 77L171 78L176 75L170 68L167 67L169 58L164 57L163 60L158 59L156 57V53H162L168 51L173 45L169 44V40L180 39L181 43H198L195 40L184 41L181 37L173 36L171 33H161L159 31L151 32V29L154 28H162V27H180L183 26L185 20H173V16H181V12L176 10V5L173 3H169L168 0H105V3L101 6L99 3L92 4H76L71 3L70 0H49V2H45V0H40V3L37 4V0H30V2L20 3L18 0H0V81H10L8 84L0 85V92L3 93L4 99L0 102L8 103L9 96V88H14V96L21 97L20 87H28L27 81H22L21 77L23 74H33L34 76H44L50 77L57 75V71H47L43 73H39L36 70L35 62H31L32 66L29 67V62H26L23 59H17V53H30V54H41L46 55L50 49L45 45L54 44L55 41L51 38L47 40L41 39L38 36H28L27 32L24 30V27L21 26L20 29L16 32L12 30L9 26L13 23H19L21 21H29L33 19V16L36 17L38 21L45 22V28H56L61 27L65 23L68 25H73L80 23L81 21L72 19V15H79L83 13ZM227 12H233L237 17H245L251 15H257L256 11H240L237 6H233L231 8L224 9ZM43 12V15L40 13ZM208 15V13H199L194 19L199 21L202 18ZM211 15L215 17L217 20L220 19L219 15L216 12H212ZM259 15L264 16V8L259 10ZM50 16H60L61 19L50 20ZM31 27V25H28ZM92 27V25H90ZM145 29L150 31V34H145ZM200 30L208 31L209 29L205 27V25L201 24ZM84 29H77L73 32H63V33H54L53 35L59 37H68L74 39H81V35L79 33L83 32ZM195 29L189 27V32H193ZM260 42L262 48H264V32L259 33ZM222 39H232L231 36L219 37ZM239 39V37H236ZM244 39H250V37H245ZM138 40V43L136 42ZM199 43L212 45L211 40L202 37ZM36 45H40L37 47ZM102 45V47H101ZM162 45V46H161ZM96 47L100 49L98 52H90L86 51L89 48ZM246 47L251 51V55L247 57L249 64L254 65L256 67H260L264 69V50L255 51L252 49L251 43H248ZM218 52H224V48H217ZM148 57L147 60L144 58ZM241 59H244V53H240ZM53 60H58V57L53 56ZM228 60H231L233 65H238V67L243 68L244 72H250L254 69L243 65L238 64V62L231 56L227 57ZM48 62L46 61L45 64ZM203 63V61H201ZM61 72L75 74L77 69L75 66L69 70L68 67L60 68ZM82 71V69L80 70ZM180 75H186V73H181ZM107 77V79H104ZM220 79L219 76L216 77ZM239 79V77H238ZM245 81H247V76L243 77ZM141 82L139 84L138 90L136 86V82ZM64 81H61V84H64ZM74 83V82H73ZM235 81L233 82V87H235ZM104 89H108L109 91L106 93ZM88 92L85 94L87 95ZM43 93V89H41V94ZM26 95L31 97L33 105L39 106L43 105L45 102L37 98L36 92H29ZM210 95V94H209ZM241 93L237 92L236 97L239 98ZM59 100V97L56 98ZM128 101H132L133 103L129 104ZM96 107L100 108L101 103L95 102ZM50 107V102H49ZM71 107V105H70ZM7 111V110H6ZM177 114H179V108L177 107ZM31 118V125L29 128L22 129L19 126V121L13 120L12 118L5 119L0 122V128L7 127L12 123H17V128L8 133H0V135L13 136L16 132L26 131L27 136L30 138V146L26 149V151L30 154V159H27L25 162L29 163L31 167L27 171V183L23 185L18 198L13 202L9 201V204L12 205V208L7 214L3 217V228H0V235H3L4 231L7 229L9 218L12 217L13 213L16 211V206L20 203L21 200L25 197V190L29 189V186L32 182V172L35 169L37 157L42 150L41 141L38 138L41 134H46L43 126V121L45 118H52V114L49 111V108H43L40 111H36L35 107L30 108L27 112L20 113H12V117H23L29 116ZM145 116H148L150 121L158 122L160 124L167 125L169 122L165 121L163 116L153 115L149 113H144ZM171 115V113H169ZM63 120V117H61ZM82 119H90L89 117H82ZM135 119V117H133ZM181 122H187L181 117ZM71 123V120H69ZM117 123L119 120L117 119ZM137 125L141 124V121L135 120ZM102 126V127H101ZM119 131L123 133L125 128H119ZM127 131H134L129 128ZM151 131L156 132L158 129L153 128ZM175 129L172 130L170 134L175 133ZM142 135H145L147 138V134L141 131ZM53 136H59L60 133H53ZM161 138L163 137V133L160 134ZM79 136V133H77ZM92 139H97L95 136ZM167 143V141H163ZM181 143L183 141H180ZM15 144L19 145L21 143L20 140H15ZM65 148L71 147L69 144L62 145ZM130 147H136L135 144L129 145ZM119 147V145H118ZM11 151V148L8 149ZM47 152L51 153V149H47ZM75 155H79V153H75ZM143 155V153H141ZM50 160V157L48 158ZM155 160V157H152ZM68 162V161H65ZM75 163V161H71ZM87 163V161H85ZM100 163H106V161H100ZM214 163V161L212 162ZM89 168H93V165H88ZM65 171H67L65 169ZM51 176H49V180H51ZM73 179H79L80 183L88 184L89 181L84 178V176L73 177ZM101 183L97 182L96 188L101 187ZM95 188H87L81 190L80 199L84 200L87 198L88 194L94 191ZM207 191V189H205ZM159 192V189H157ZM7 190L0 191V197L7 196ZM15 196L16 194L13 193ZM57 202L61 198L65 199L66 204L62 205V207L67 208L68 206L77 207L76 198L73 196L71 198L68 197V194L63 191L54 192ZM167 194H161V199H166ZM181 202H183V197H180ZM93 206L97 203V199H93ZM140 203L141 207L143 206V202ZM149 204L151 201L148 202ZM7 206V205H6ZM127 210L126 205H122ZM108 207L107 205L105 206ZM227 207V205H226ZM115 210V209H110ZM238 210L237 205H233L230 216H234ZM103 211V209L101 210ZM247 211L255 212V209L249 208ZM193 218L194 214L190 213ZM257 217H260V213L256 212ZM105 223L115 224L119 229V223L116 221H111L107 215L101 217ZM246 219L245 210H240L239 223H232V227H240L241 230L243 228V222ZM220 222H223V215L220 216ZM231 222V221H230ZM249 223L251 221L249 220ZM261 225L264 226V217H261ZM253 232L256 231L255 228L252 229ZM260 242L262 246H264V235H259ZM71 239V238H70ZM107 236L101 237V242L107 240ZM79 243V241H75ZM3 247L7 249L8 255L5 258H0V264H13L12 259V250L8 247V242L5 239ZM244 247L248 249L250 252L254 251V244L252 239L249 240L248 243L244 244ZM200 250V249H195ZM57 253L61 252V249L55 250ZM231 254V253H230ZM236 260L232 262V264H244V257L240 252L235 253ZM47 260L48 258L45 257ZM194 264H203V261L196 256L194 257ZM223 264H228L227 261H224ZM258 264H264V258L260 259Z\"/></svg>",
    "mask_w": 264,
    "mask_h": 264
}]
</instances>
